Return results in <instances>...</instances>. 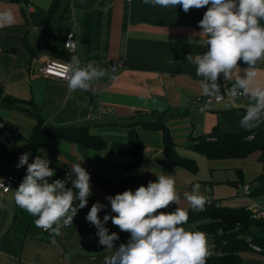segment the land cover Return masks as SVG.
<instances>
[{"label":"crops","instance_id":"obj_1","mask_svg":"<svg viewBox=\"0 0 264 264\" xmlns=\"http://www.w3.org/2000/svg\"><path fill=\"white\" fill-rule=\"evenodd\" d=\"M5 9L13 11L16 22L0 28V120L7 130L18 134L16 148L24 151L38 120L46 127L86 126L103 139L105 147L88 149L53 139L36 153V157L47 156L65 178L71 177L70 187L75 179L71 167L78 162L90 173L94 185L87 206L78 211L72 225L61 228L59 236L36 227L37 217L15 203L14 192L24 178L26 165L17 168L18 159H0V179H20L6 195L0 193V264H103L109 253L99 244L97 234L91 238L97 229L86 215L97 201L106 205L99 213L101 220L110 213L106 200L109 195L97 179H113L119 165L132 161L124 152H110L126 144L131 133L143 147L139 167L147 178L155 182L161 173L174 176L180 193L177 207H191L183 194L191 193L197 183L201 185L200 194L208 202L214 201L209 197L210 186L224 185L233 177L238 181L235 199H251L245 197L242 187L251 190L250 184L264 173L258 152L242 160H207L210 181L203 183L169 162L164 156L161 132L141 124L161 120L162 115L174 151L179 145L189 149L191 139L213 130H245L240 121L252 102L244 96L228 98L231 83L224 80L223 74L218 83L224 100L207 110L193 104L203 95L202 77L196 75V66L187 63L186 56L207 51V37L198 26L207 7L185 13L179 5L153 7L143 0H0V10ZM69 34L76 39L72 53L64 48ZM25 45L32 49L31 54ZM73 55L82 65L93 63L106 71L103 78L92 82L89 91L70 92L67 81L46 77L40 71L46 60L68 63ZM239 66L247 67L242 61ZM256 69L258 78L264 80V62H258ZM252 130H264V123ZM78 203L74 201V206ZM241 205L248 206L244 201ZM105 226L109 233L119 235L114 242L117 247L127 243L130 233L122 232L111 220ZM183 227L199 231L197 224ZM241 264H264V259L246 253Z\"/></svg>","mask_w":264,"mask_h":264},{"label":"clouds","instance_id":"obj_2","mask_svg":"<svg viewBox=\"0 0 264 264\" xmlns=\"http://www.w3.org/2000/svg\"><path fill=\"white\" fill-rule=\"evenodd\" d=\"M145 4L163 8L181 6L185 13L191 9L207 7L198 26L207 37V51L186 56L187 63L196 66L202 94L222 98L218 78L223 74L231 83L232 97H247L250 103L240 126L252 130L264 123V80L258 78L256 65L264 62V0H143ZM16 17L12 10H0V28L11 27ZM247 65L241 69L239 62ZM67 80L70 92L89 91L93 81L106 75V71L93 63L82 65L73 55L67 64L56 66ZM115 70V69H113ZM243 72V75L241 73ZM115 79V77H113ZM203 110V109H201ZM31 153H23L17 168H26V175L14 192L18 207L32 216L36 227L59 236L61 228L73 224L80 209L87 206L92 195L90 173L78 162L71 167L75 179L66 187L68 179L49 182L55 174L47 156H37L29 163ZM200 184L193 185L184 197L196 211H202L206 197L200 194ZM111 207L101 220L99 213L106 205L92 204L86 220L95 226L99 244L105 246L103 264H206L208 241L201 231L187 230L188 212L176 207L172 212L161 211L180 201L174 176L161 173L155 182L141 185L135 191L125 190L106 197ZM74 201L79 203L74 206ZM111 220L122 232L130 233L127 243L114 244L120 237L109 233L105 226Z\"/></svg>","mask_w":264,"mask_h":264},{"label":"trees","instance_id":"obj_3","mask_svg":"<svg viewBox=\"0 0 264 264\" xmlns=\"http://www.w3.org/2000/svg\"><path fill=\"white\" fill-rule=\"evenodd\" d=\"M11 1L19 3L22 0ZM25 48L28 53H32L28 45H25ZM164 120L161 115V120L141 124L143 128L161 132L164 156L169 162L191 174H196L195 162L181 158L175 153V146ZM53 139H60L88 149L101 150L105 147L103 139L99 135L92 134L86 126L46 127L38 120L23 148L24 151L31 153L30 163L35 159L36 153ZM118 146V148H111L110 152H124L131 157L132 161L129 164L119 165L113 179H97L99 186L112 196L129 189L134 191L141 184L147 186L150 181L139 167L143 147L136 134L131 133L128 142ZM188 148L208 161L242 160L258 152L259 163H264V130L245 129L239 133L213 130L196 139H191ZM0 159L7 162L16 160V149L0 145ZM49 166L55 170V175L49 182L56 179H68L58 172L56 166L51 164ZM255 182L258 187L255 191L250 190L251 198L264 195V173L260 174ZM66 186L70 187V183L68 182ZM176 207V204L170 205L161 211L172 212ZM186 211L189 215L186 224H197V229L205 233L214 244L213 253L207 256L206 264H241L242 255L246 253H256L264 259V218L254 219L245 207H230L219 201L206 200L202 211H196L192 206ZM111 214L115 215V213Z\"/></svg>","mask_w":264,"mask_h":264},{"label":"built area","instance_id":"obj_4","mask_svg":"<svg viewBox=\"0 0 264 264\" xmlns=\"http://www.w3.org/2000/svg\"><path fill=\"white\" fill-rule=\"evenodd\" d=\"M76 47V39L74 37V35L69 34L64 42V48L72 53L75 50ZM61 64H67V63H60V62H56V61H51V60H46L44 62V64L42 65L40 71L41 73L46 76V77H50V78H55L58 79L62 82H66L67 80L60 74V69H58L56 66L57 65H61ZM228 98H237V97H232L230 95V92L227 95ZM238 97H243L238 96ZM224 100V96H222L221 99H216L215 97H206L204 95L198 96L194 101L193 104L200 106L203 110H207L211 105H213L214 103H219L222 102ZM18 137V134L16 132L13 131H9L7 130L2 121L0 120V145H6L9 147H13L16 149L17 151V159L19 160L20 156L25 153V152H29V151H21L19 150V148H16L15 146V142L16 139ZM30 153V152H29ZM31 159L29 157V163H30ZM27 167V165H26ZM20 179L16 176H6L2 179H0V193L1 195H6L11 189L12 187L19 183ZM90 186L91 188H93V183L90 181ZM242 192L245 195V197L247 199L250 198V189L248 186H243L242 187ZM247 211L250 212V214L252 215V217L254 219H260L262 218V210L257 208V206L255 204H250L248 206L245 207ZM45 231V230H44ZM96 237V233L94 232L91 235V238H95ZM207 241H208V251H209V255L212 252L213 248H214V244L211 241V239H209L207 237Z\"/></svg>","mask_w":264,"mask_h":264},{"label":"rangeland","instance_id":"obj_5","mask_svg":"<svg viewBox=\"0 0 264 264\" xmlns=\"http://www.w3.org/2000/svg\"><path fill=\"white\" fill-rule=\"evenodd\" d=\"M175 151L177 152V154L180 157L186 158L188 160L195 162L196 167H197V172L194 175L188 174L189 177L194 178L195 180L203 182V183L210 181V179H209V176H210L209 168L210 167L208 166L207 160L204 159L203 156H201V155L197 154L196 152H193L187 148H184L182 145H179V147H177V149L175 148ZM251 157H253V156H251ZM256 166H259V164H256ZM261 167H264V165L260 164V169H261ZM59 173H61V172H59ZM251 176L252 175H250V177ZM237 183H238V181H237L236 177L235 178L233 177V178H230L229 182H227L224 185H212V186H210V189H209L210 199H212L214 201H219L222 204L230 206V207H240V206L242 207L241 204H243V201H244L246 205L255 204L257 206V208L264 209V195L252 197L248 202H247V200H239L238 199L239 201H241V202H238L235 199L236 194H237V188L235 186H237ZM250 187H251V191H255L258 186H257V183L255 181H253L250 184ZM137 188H135V189H137ZM135 189H134V191H135ZM211 191H212V193H211Z\"/></svg>","mask_w":264,"mask_h":264}]
</instances>
